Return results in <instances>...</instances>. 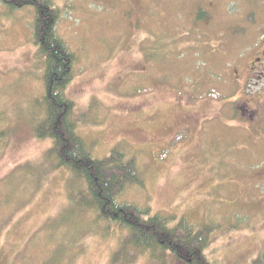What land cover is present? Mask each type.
I'll return each instance as SVG.
<instances>
[{
    "label": "rangeland",
    "instance_id": "rangeland-1",
    "mask_svg": "<svg viewBox=\"0 0 264 264\" xmlns=\"http://www.w3.org/2000/svg\"><path fill=\"white\" fill-rule=\"evenodd\" d=\"M52 1L76 55L66 94L78 134L93 157L122 152L144 180L121 201L210 226L212 264H264V70L247 72L264 0ZM201 10L212 18L195 24ZM35 15L0 1V264H158L83 206L85 179L55 166L52 140L35 135L46 66Z\"/></svg>",
    "mask_w": 264,
    "mask_h": 264
},
{
    "label": "trees",
    "instance_id": "trees-1",
    "mask_svg": "<svg viewBox=\"0 0 264 264\" xmlns=\"http://www.w3.org/2000/svg\"><path fill=\"white\" fill-rule=\"evenodd\" d=\"M0 1L14 10L25 6L35 8L32 36L46 59L45 112L35 127V135L38 139L52 140L48 154L55 166L64 167L76 177L85 179L91 198L83 201V206L93 209L103 221H112L129 232L131 247L137 251L139 248L147 250L146 257L148 255L151 260L158 259L156 256L162 257L167 250H171L181 251L186 259H191V264H212L204 254V249L209 244L207 231L210 226L196 231L185 214L177 219V215L172 213L153 214L148 206L141 207L135 202L121 201L129 185H144L135 162L124 161V154L117 149L112 150L111 155L106 158L93 157L87 143L78 134L73 117L75 102L66 94L74 77L76 55L58 33L60 8L52 0ZM196 13L195 24L200 21L205 23L212 18L206 10ZM152 54L147 52L148 60L152 61ZM6 144L7 131L3 129L0 130V151ZM50 255L54 259L55 254ZM262 255L257 263L262 260ZM131 256L132 254H128L127 257ZM41 262L58 264L60 260L47 261L45 257Z\"/></svg>",
    "mask_w": 264,
    "mask_h": 264
},
{
    "label": "flooded vegetation",
    "instance_id": "flooded-vegetation-1",
    "mask_svg": "<svg viewBox=\"0 0 264 264\" xmlns=\"http://www.w3.org/2000/svg\"><path fill=\"white\" fill-rule=\"evenodd\" d=\"M264 70V43L260 50L256 53V56L251 61V64L247 66V72L250 75L249 78H259L263 75ZM249 102V101H248ZM248 103L246 104V106ZM243 114H245L243 112ZM262 119L261 115H259ZM249 121H255L257 118V114H250ZM165 254L170 255L168 259L160 260L157 259L158 264H191V259H186V255H184L181 251H171L167 250ZM150 264H154L153 262L149 261Z\"/></svg>",
    "mask_w": 264,
    "mask_h": 264
}]
</instances>
